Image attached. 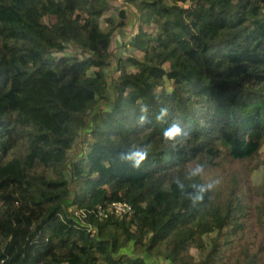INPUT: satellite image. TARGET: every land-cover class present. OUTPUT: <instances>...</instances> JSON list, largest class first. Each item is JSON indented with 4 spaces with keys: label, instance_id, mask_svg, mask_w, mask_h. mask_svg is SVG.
Returning <instances> with one entry per match:
<instances>
[{
    "label": "trees",
    "instance_id": "1",
    "mask_svg": "<svg viewBox=\"0 0 264 264\" xmlns=\"http://www.w3.org/2000/svg\"><path fill=\"white\" fill-rule=\"evenodd\" d=\"M125 1L0 0V264H264V0Z\"/></svg>",
    "mask_w": 264,
    "mask_h": 264
},
{
    "label": "rangeland",
    "instance_id": "2",
    "mask_svg": "<svg viewBox=\"0 0 264 264\" xmlns=\"http://www.w3.org/2000/svg\"><path fill=\"white\" fill-rule=\"evenodd\" d=\"M113 6L126 8L128 11V21L127 25L123 28H118L114 31L112 36V43L110 46V52L112 55L109 57L110 66L106 69L108 80L112 81L116 76L117 72L115 71V63L119 56H124L128 53L133 54L134 56L140 58L142 55L141 52L133 50L128 46V41L130 37L136 32L137 25V11L135 8L125 0H111ZM100 25L104 30H107L110 25L105 22L104 19H101ZM68 51H77L73 47H69ZM112 87L110 86L108 90V96L112 98ZM105 107V105H103ZM89 138V135L85 132H82L77 139L72 154H76L77 157L81 154L82 151L86 148V142ZM260 152L264 153V140L262 141V146ZM76 158V157H75ZM264 185V165L260 166L253 175V186L256 191L261 192L262 186ZM205 241L209 244V236H205ZM150 264H156L150 263ZM160 264H166L163 261H160Z\"/></svg>",
    "mask_w": 264,
    "mask_h": 264
},
{
    "label": "built area",
    "instance_id": "3",
    "mask_svg": "<svg viewBox=\"0 0 264 264\" xmlns=\"http://www.w3.org/2000/svg\"><path fill=\"white\" fill-rule=\"evenodd\" d=\"M108 211L115 213L116 215L131 214L132 206L125 202H112L108 208Z\"/></svg>",
    "mask_w": 264,
    "mask_h": 264
},
{
    "label": "clouds",
    "instance_id": "4",
    "mask_svg": "<svg viewBox=\"0 0 264 264\" xmlns=\"http://www.w3.org/2000/svg\"><path fill=\"white\" fill-rule=\"evenodd\" d=\"M163 111V110H162ZM174 127H176V126H174ZM178 130V129H177Z\"/></svg>",
    "mask_w": 264,
    "mask_h": 264
},
{
    "label": "snow or ice",
    "instance_id": "5",
    "mask_svg": "<svg viewBox=\"0 0 264 264\" xmlns=\"http://www.w3.org/2000/svg\"><path fill=\"white\" fill-rule=\"evenodd\" d=\"M173 131H175V129Z\"/></svg>",
    "mask_w": 264,
    "mask_h": 264
}]
</instances>
